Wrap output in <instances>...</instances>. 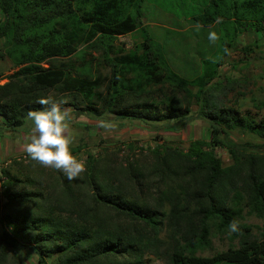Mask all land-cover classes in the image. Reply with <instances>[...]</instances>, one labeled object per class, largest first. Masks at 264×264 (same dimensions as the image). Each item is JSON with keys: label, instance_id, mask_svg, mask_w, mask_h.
<instances>
[{"label": "trees", "instance_id": "obj_1", "mask_svg": "<svg viewBox=\"0 0 264 264\" xmlns=\"http://www.w3.org/2000/svg\"><path fill=\"white\" fill-rule=\"evenodd\" d=\"M143 2L0 0V59L16 67L0 84V126L22 128L28 111L45 107L37 101L51 97L66 98L62 107L140 120L156 131H183L197 119L209 128L208 139H192L187 149L159 143L119 161L117 152L89 155L82 177L71 181L60 171L45 175L32 160L3 168L8 210L0 215V264L11 248L26 247L36 249L39 264L49 257L52 264H148V255L168 264H264V234L242 235L239 247L213 256L199 253L211 245L214 224L228 230L245 207L264 217V117L243 111L237 99L225 104L222 95L238 79L217 80L223 52L210 56H222L215 63L203 59L193 77L173 70L164 46L139 26ZM218 18L234 20L236 32L255 29L264 37V0H211L194 21L211 26ZM140 28V44L117 45ZM106 66L109 75L102 74ZM251 101L264 109V99ZM234 131L263 143H238Z\"/></svg>", "mask_w": 264, "mask_h": 264}, {"label": "rangeland", "instance_id": "obj_2", "mask_svg": "<svg viewBox=\"0 0 264 264\" xmlns=\"http://www.w3.org/2000/svg\"><path fill=\"white\" fill-rule=\"evenodd\" d=\"M210 1L211 0H144L142 4L143 15L140 18L139 26L142 27L145 22L149 24L150 26L146 27L145 31H147L149 35H153L154 40L161 43L164 46V49H167L170 45H177L179 46V49L187 52L188 49L192 50L193 48L191 41L193 39V41L195 40L196 42H199L201 47L200 49L198 48L199 51H207L210 56L213 54L217 55L218 53L223 52L220 48L224 43H230L231 46L228 47L230 49L237 42V37L234 33L236 26L234 22H226L223 25H220L219 31H216L220 36V39L216 43H212L208 39V34L211 30L199 29V31H197L196 28L188 29L186 26L190 25L189 21H186L187 18L196 17L203 13L207 5L210 4ZM141 29L142 28L130 36H119L116 41L117 45L124 47L126 50L133 49L137 44H140L143 41L142 37H144V32ZM246 37L245 34L240 36L239 42L235 45L233 50H231V55H229L228 59H226L227 64H230V66H232V64L236 65V68H234L236 69V74H225V69L222 70V73H220V77H218L217 80L223 81L226 80V78L238 79V83L234 85V90L229 91L226 95H222L225 104H234L237 99L239 100V106L243 111L250 108L253 113L257 114L258 118H262L264 117V109H256L253 106L251 98L255 96L258 99H264V68L259 70V67L261 66L257 65L259 61H264V38L257 36L255 39L251 37L248 39ZM255 40V43L258 45L254 46L253 51L246 52L242 48L245 43H254ZM0 43H2L1 40ZM213 44H216V47ZM195 50L197 53L199 52L197 49ZM199 56L201 57V55ZM90 58L91 56H88V59ZM192 67H194V65H189L190 70L185 72V75L193 77V75L200 72V70L195 72ZM101 70L102 74L109 75V67L106 66L101 68ZM3 83L4 82H1L0 84ZM239 92L244 93L245 96L242 97L239 95ZM95 119L102 118L88 115V117H82L81 121H87L86 123L88 124L89 121ZM31 126L32 121L27 119L25 125L14 131V134L25 132ZM187 127L183 131L174 132L178 134V137L166 136L165 132L158 131L150 137L148 135V137H143V139L133 140L131 138H120L112 141L106 140L100 134H95L94 137H91L88 135L89 129L82 132L79 143L73 144V147L78 145L82 147L79 151L75 150L73 153L87 163L89 155L101 157L105 154H110L111 152H117L119 161L125 160V157L127 156L130 158L138 156L141 151L140 148H144L146 152L147 147H154L156 144L164 143L187 149L192 139H207L209 137V128L206 123H204V125L198 124L191 130ZM5 129L6 127L0 126V132H3ZM231 135L236 142L263 143L262 139H258L257 136L252 134H242L239 131H234ZM129 144H133L134 149L130 150L128 147ZM216 153L222 157L225 164L230 163V155L225 147H216ZM24 155L25 153L23 152L13 151L8 155L6 154L5 157L0 158V215L1 212H6L8 210L2 185L6 180V177L3 176L2 170L3 168H9L15 161L27 164L31 159L27 154L26 157ZM15 170L16 169H14L13 172H16ZM52 171L55 173L58 172L57 170L46 168L45 175L47 172ZM19 175L21 178L24 177V174ZM238 221L240 231L232 233L231 235H228V230H219L217 225L214 224L212 226V235L210 237L211 245L199 253L205 256H213L216 253L229 249L230 247H239L242 235L261 237L262 234H264V217H260L256 213H251L248 207L244 208ZM2 228L3 224L0 222V231ZM8 228L10 229V227ZM164 236L165 233L162 234V237ZM21 249L24 250V255L18 254ZM21 249L11 248L6 264H39V256L34 247ZM54 258L55 257H49L46 264H52ZM147 260L148 264H168L165 259L157 258L154 255H148Z\"/></svg>", "mask_w": 264, "mask_h": 264}, {"label": "crops", "instance_id": "obj_3", "mask_svg": "<svg viewBox=\"0 0 264 264\" xmlns=\"http://www.w3.org/2000/svg\"><path fill=\"white\" fill-rule=\"evenodd\" d=\"M186 21H189V24H190V25H186L188 29H191V28L194 29V28H196V25H200L199 29H208L211 31H219L220 25H223V23L222 24L214 23L211 26H204V25L196 23L194 21V17H189V18H187ZM226 22H234L235 23L234 20H226L224 23H226ZM235 25H236V23H235ZM148 26H150V25L147 24L146 22L142 25V27H144V28H146ZM236 27L237 26H235V29H236ZM137 31L130 33V34H127V35H123V36L133 35ZM234 33L237 37V42L233 45V47L230 48V50H233L235 45L239 42L240 36L243 34H245V36H247L246 38H248V39L250 37L255 39V38H257V36L258 37L261 36L260 38H264L261 31H257L255 29L243 30V31H238V32H236L234 30ZM148 35H149V33H148ZM149 36L153 38V35H149ZM256 40L254 41V43L256 42ZM191 41H192L193 48H192V50L188 49L187 52H184L183 50L179 49V46H177V45H170L167 49H164V53H165V56L167 58V61L170 65V67L173 70L180 72L182 74H185V72H188V70H190L189 65H191V66L194 65V67H192V69L195 72L198 70L201 71L203 59L208 58L210 56V54H208L207 51L204 52V51L198 50V48L199 49L201 48L199 45V42H196L195 40L193 41V39ZM254 43H249V42L245 43L242 48H248V46L254 45ZM1 44L2 43H0V47H1ZM213 45L215 46L216 44H213ZM195 49H197L199 52L197 53ZM199 55H201V57ZM228 57H229V55L226 56L224 64L220 67V69H219L220 73H222V70L226 69L224 71L225 74H229V75L230 74H236V71H235L236 69H234V68H236V65L232 64V66H230V64H227L226 59H228ZM257 65L261 66V67H259V70L263 69L264 68V61H259L257 63ZM15 69H16V67H15L14 63L9 58L0 59V83L1 82L5 83V81L8 80L5 78V76L12 73ZM196 90L197 89L194 88L195 92H196ZM67 108L71 109L72 117H73V121L71 123V131H72L73 135L75 136L74 144L79 143L80 137L82 136V132L87 131L89 129L90 130L88 131V135H90L91 137H94L95 134H100V135H102L103 138H105L106 140H109V141L117 140L120 138H122V139L131 138L133 140L143 139V137H148V136L150 137L153 134H155L156 132H158V131H156V128L154 125L144 123L140 120H127V119H122V118L116 117V115H113V114H106L104 119H112L118 125L117 129L115 130V132L112 135H106L104 133L103 129H100L97 127V123L101 119L91 120L88 122V124L84 123V122L77 123L76 121H78V120L81 121L82 117H88V114H85L83 112H79L70 106ZM192 110H193V112L196 113L199 110V106L194 104L192 106ZM204 123H206V122H204L203 120L197 119L195 121H192V123H190L187 128H189V130H191L194 127H196V125H198V124L204 125ZM31 128H32V126L27 131L21 132L18 134H14V131L8 130V129H5L3 132L1 131L0 132V158L5 157L6 154L8 155L13 151L25 153L23 150V145L25 143L26 136H28L31 132ZM160 131L165 132L166 136L178 137V134L174 133L175 130L172 128H163V129H160ZM176 132H180V131H176ZM174 139H177V138H174ZM238 143H244V142L238 141ZM255 143L259 144L260 142H255ZM25 155H26V153H25Z\"/></svg>", "mask_w": 264, "mask_h": 264}, {"label": "clouds", "instance_id": "obj_4", "mask_svg": "<svg viewBox=\"0 0 264 264\" xmlns=\"http://www.w3.org/2000/svg\"><path fill=\"white\" fill-rule=\"evenodd\" d=\"M222 20L218 18L217 24ZM200 25H196L199 31ZM208 39L216 43L220 36L216 31H210ZM225 55H231V50L223 48ZM213 63L222 59V56L209 57ZM37 103L45 106L41 110H30L27 113V119L32 121L31 132L25 138L23 150L27 156L37 164L62 172L68 180L81 178L86 171L85 160L79 158L73 153L72 147L75 142V136L71 131L73 121L70 108L62 107L68 100L61 99L54 101L51 97H41ZM77 123L87 121H76ZM97 127L104 130L106 135H112L118 125L112 119H101ZM240 231L239 221L233 220L228 227V235ZM24 255L21 249L18 253Z\"/></svg>", "mask_w": 264, "mask_h": 264}, {"label": "built area", "instance_id": "obj_5", "mask_svg": "<svg viewBox=\"0 0 264 264\" xmlns=\"http://www.w3.org/2000/svg\"><path fill=\"white\" fill-rule=\"evenodd\" d=\"M26 157V155H24Z\"/></svg>", "mask_w": 264, "mask_h": 264}]
</instances>
